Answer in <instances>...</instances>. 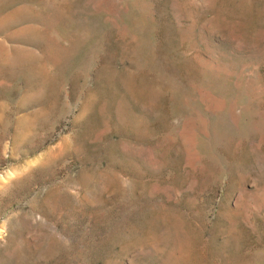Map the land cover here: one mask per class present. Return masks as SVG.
<instances>
[{
    "label": "rangeland",
    "instance_id": "obj_1",
    "mask_svg": "<svg viewBox=\"0 0 264 264\" xmlns=\"http://www.w3.org/2000/svg\"><path fill=\"white\" fill-rule=\"evenodd\" d=\"M0 264H264V0H0Z\"/></svg>",
    "mask_w": 264,
    "mask_h": 264
}]
</instances>
